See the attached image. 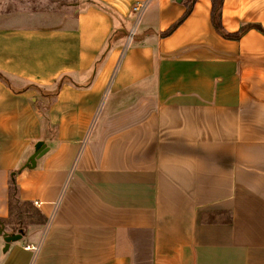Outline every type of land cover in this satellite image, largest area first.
<instances>
[{
  "label": "crops",
  "instance_id": "1",
  "mask_svg": "<svg viewBox=\"0 0 264 264\" xmlns=\"http://www.w3.org/2000/svg\"><path fill=\"white\" fill-rule=\"evenodd\" d=\"M50 19L0 26V219L13 177L47 220L0 264H264V0Z\"/></svg>",
  "mask_w": 264,
  "mask_h": 264
},
{
  "label": "rangeland",
  "instance_id": "2",
  "mask_svg": "<svg viewBox=\"0 0 264 264\" xmlns=\"http://www.w3.org/2000/svg\"><path fill=\"white\" fill-rule=\"evenodd\" d=\"M85 0H0V26L50 24V14L70 17L69 25ZM33 224L41 223L33 218Z\"/></svg>",
  "mask_w": 264,
  "mask_h": 264
},
{
  "label": "trees",
  "instance_id": "3",
  "mask_svg": "<svg viewBox=\"0 0 264 264\" xmlns=\"http://www.w3.org/2000/svg\"><path fill=\"white\" fill-rule=\"evenodd\" d=\"M195 1V0H193ZM213 2V21L216 28L221 31L222 30V6L224 0H212ZM192 10V6H189L188 11L186 12L185 17H187ZM253 27V25H249L247 27L242 28L241 33L238 35H233L230 37H240V35L246 31V29ZM257 27L260 31L264 33V28L262 26H254ZM174 30L172 28L166 34L171 33ZM0 79L9 83L8 79L0 73ZM10 199H11V212L12 216L10 219H0V226L11 225L12 229L16 231H20L30 226L35 222L33 218H38L41 223L46 224L47 220L44 218L40 210L34 206L31 202L21 201L19 197V188L15 179L12 177L10 181ZM39 224V223H38Z\"/></svg>",
  "mask_w": 264,
  "mask_h": 264
},
{
  "label": "water",
  "instance_id": "4",
  "mask_svg": "<svg viewBox=\"0 0 264 264\" xmlns=\"http://www.w3.org/2000/svg\"><path fill=\"white\" fill-rule=\"evenodd\" d=\"M177 2H182L183 0H176ZM49 151V148L46 146V144L42 141L38 142L36 145V153L31 157V163L35 164L36 161L40 158H42L47 152ZM23 233H19L13 236L6 235V241L8 243L16 242L20 239H22Z\"/></svg>",
  "mask_w": 264,
  "mask_h": 264
},
{
  "label": "built area",
  "instance_id": "5",
  "mask_svg": "<svg viewBox=\"0 0 264 264\" xmlns=\"http://www.w3.org/2000/svg\"><path fill=\"white\" fill-rule=\"evenodd\" d=\"M142 7V6H141ZM140 6L135 7V10H139L141 8ZM37 204V203H36ZM38 205V204H37Z\"/></svg>",
  "mask_w": 264,
  "mask_h": 264
}]
</instances>
